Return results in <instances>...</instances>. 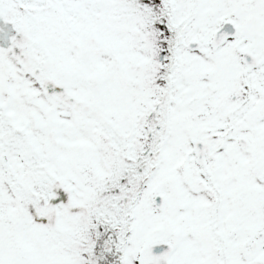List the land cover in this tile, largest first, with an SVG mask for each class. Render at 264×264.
<instances>
[{"label":"snow or ice","instance_id":"1","mask_svg":"<svg viewBox=\"0 0 264 264\" xmlns=\"http://www.w3.org/2000/svg\"><path fill=\"white\" fill-rule=\"evenodd\" d=\"M0 264H264V0H0Z\"/></svg>","mask_w":264,"mask_h":264}]
</instances>
